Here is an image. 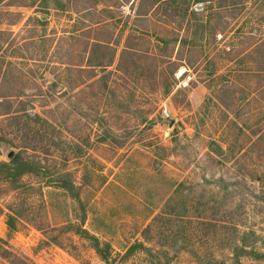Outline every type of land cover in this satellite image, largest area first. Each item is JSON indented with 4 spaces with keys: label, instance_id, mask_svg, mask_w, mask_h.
Here are the masks:
<instances>
[{
    "label": "rangeland",
    "instance_id": "374dc122",
    "mask_svg": "<svg viewBox=\"0 0 264 264\" xmlns=\"http://www.w3.org/2000/svg\"><path fill=\"white\" fill-rule=\"evenodd\" d=\"M241 238L258 264L264 0H0V264H231Z\"/></svg>",
    "mask_w": 264,
    "mask_h": 264
},
{
    "label": "trees",
    "instance_id": "16d2710c",
    "mask_svg": "<svg viewBox=\"0 0 264 264\" xmlns=\"http://www.w3.org/2000/svg\"><path fill=\"white\" fill-rule=\"evenodd\" d=\"M72 186L74 187V185L71 183V187ZM61 187H65L66 188L65 185H62ZM80 230L85 232V233L86 232L88 233V231L86 229H84V228H81ZM76 233L79 234V232H76ZM90 239H93V241H94V244H93L92 247L95 250V252L98 255H100L102 257V259L106 260L108 258V256H109L108 252H107L108 250L100 248L101 241L96 236L91 234V238ZM246 247H248V246L246 245V242H244L242 240V238H241L239 244H235L233 246V250H232L233 261L231 262V264H243L240 261V258L249 255V252L245 249ZM263 255H264V253H260V252L255 251V254H254L255 258L254 259H258L257 260V261H259L258 264H262L261 261H263V259L262 260H259V259H261ZM219 264H227V263L223 261V262H219Z\"/></svg>",
    "mask_w": 264,
    "mask_h": 264
},
{
    "label": "built area",
    "instance_id": "2783aa9c",
    "mask_svg": "<svg viewBox=\"0 0 264 264\" xmlns=\"http://www.w3.org/2000/svg\"><path fill=\"white\" fill-rule=\"evenodd\" d=\"M182 75H183V74H179V75H177V77H178V83H177L178 87H186V86H188L190 76H189V75H185L184 78H179V77H181ZM162 116H163L164 118L169 117V112L167 111V109L164 108V109L162 110Z\"/></svg>",
    "mask_w": 264,
    "mask_h": 264
},
{
    "label": "water",
    "instance_id": "95a60500",
    "mask_svg": "<svg viewBox=\"0 0 264 264\" xmlns=\"http://www.w3.org/2000/svg\"><path fill=\"white\" fill-rule=\"evenodd\" d=\"M12 155V152H9L8 156H11Z\"/></svg>",
    "mask_w": 264,
    "mask_h": 264
}]
</instances>
